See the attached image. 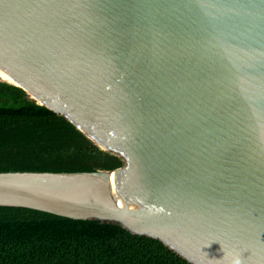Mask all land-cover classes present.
Masks as SVG:
<instances>
[{"label": "water", "instance_id": "obj_1", "mask_svg": "<svg viewBox=\"0 0 264 264\" xmlns=\"http://www.w3.org/2000/svg\"><path fill=\"white\" fill-rule=\"evenodd\" d=\"M0 69L123 159L0 171V205L264 264V0H0Z\"/></svg>", "mask_w": 264, "mask_h": 264}, {"label": "trees", "instance_id": "obj_2", "mask_svg": "<svg viewBox=\"0 0 264 264\" xmlns=\"http://www.w3.org/2000/svg\"><path fill=\"white\" fill-rule=\"evenodd\" d=\"M123 164L72 121L0 79V171L113 170ZM0 264H193L114 221L0 205Z\"/></svg>", "mask_w": 264, "mask_h": 264}, {"label": "bare ground", "instance_id": "obj_3", "mask_svg": "<svg viewBox=\"0 0 264 264\" xmlns=\"http://www.w3.org/2000/svg\"><path fill=\"white\" fill-rule=\"evenodd\" d=\"M0 78L6 81L13 82V79L10 76H8L2 69H0Z\"/></svg>", "mask_w": 264, "mask_h": 264}, {"label": "clouds", "instance_id": "obj_4", "mask_svg": "<svg viewBox=\"0 0 264 264\" xmlns=\"http://www.w3.org/2000/svg\"><path fill=\"white\" fill-rule=\"evenodd\" d=\"M232 264H239V261L238 260H233Z\"/></svg>", "mask_w": 264, "mask_h": 264}, {"label": "rangeland", "instance_id": "obj_5", "mask_svg": "<svg viewBox=\"0 0 264 264\" xmlns=\"http://www.w3.org/2000/svg\"><path fill=\"white\" fill-rule=\"evenodd\" d=\"M1 79V78H0Z\"/></svg>", "mask_w": 264, "mask_h": 264}]
</instances>
